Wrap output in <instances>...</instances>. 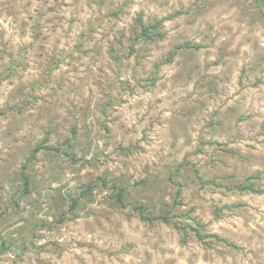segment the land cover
<instances>
[{"label": "rangeland", "instance_id": "374dc122", "mask_svg": "<svg viewBox=\"0 0 264 264\" xmlns=\"http://www.w3.org/2000/svg\"><path fill=\"white\" fill-rule=\"evenodd\" d=\"M257 2L0 0V264H264ZM140 18L163 20L165 38L135 43ZM186 42L201 47L156 68ZM45 139L53 150L32 158ZM252 176L257 192L228 190ZM99 178L127 188L125 209ZM90 183L92 201L61 206L58 190ZM140 203L240 249L184 243Z\"/></svg>", "mask_w": 264, "mask_h": 264}, {"label": "trees", "instance_id": "16d2710c", "mask_svg": "<svg viewBox=\"0 0 264 264\" xmlns=\"http://www.w3.org/2000/svg\"><path fill=\"white\" fill-rule=\"evenodd\" d=\"M258 6L261 7L264 4V0H258ZM163 24V20H155L153 22H149L148 24H145L143 20L140 18L137 20V25L140 29L139 34H136L134 36V41L135 43H138L140 41H145V42H155L156 40H163L165 38V34L161 31ZM135 31L137 29L135 28ZM201 46L186 42L182 45H178L174 48L172 52L168 54L166 58H164L158 65H156V68L159 69L162 65H167L171 62H173L174 58L177 56V54L181 51L185 50H198ZM135 50L134 47L131 46V53L134 54ZM155 79V78H153ZM150 81V80H149ZM72 137L76 138L77 135V130L75 128L72 129ZM48 139H45L42 143H39L36 148L33 150L32 153V158H35L36 155L42 151V150H53L52 148H49L47 146ZM23 169H26L24 166ZM21 176L24 179V185L21 190V196L26 195L30 192V182L29 178L27 175L24 173L23 170H21ZM100 181L102 182V186L106 187L108 189H111L112 191V196L111 200L114 201L115 203L113 205L125 209L127 207V204L125 203L127 199V188L120 187L117 184L115 185H110L109 182L105 178H99ZM95 185L97 183H90L89 185L83 186V189L81 193L78 196H75L73 194H66L62 193L60 190L57 191L58 196L60 197L61 200V206L67 205L69 207V211L71 213H74L78 206L80 205L81 201L83 200L84 197H89L88 199L90 201L93 200V190ZM217 185V184H216ZM218 186V185H217ZM228 189V188H227ZM229 191H240V192H257V184L255 182V177H247L244 182H241L240 184H237L231 188L228 189ZM13 202H16L15 199H13ZM182 201H181V189H178L176 193V199L174 206H181ZM116 207V208H117ZM135 210L139 213L140 217L144 221H161L166 224L172 225L178 232L181 233L183 242H187L189 234L193 233L196 240L200 242L202 245L209 247L212 246V243L216 241L217 243H221L225 245L226 247L232 248V249H240L236 244L233 242H229L225 238L221 237L220 235L217 234H209L205 231V227L201 223H196L194 226H191L188 224L189 218L187 217H179L176 216V218H172L170 215H166L163 212H158L156 214V211L154 208L149 209L147 211V205L146 204H141L140 205H134ZM151 212V213H150ZM217 212L219 213V209H217ZM65 212L62 211L60 214V222L62 223L65 219ZM73 217V216H72ZM74 217H77L74 216ZM43 227H46V225L43 224ZM0 244L2 246L1 249L3 250H9L12 247L11 243L7 240H0Z\"/></svg>", "mask_w": 264, "mask_h": 264}]
</instances>
